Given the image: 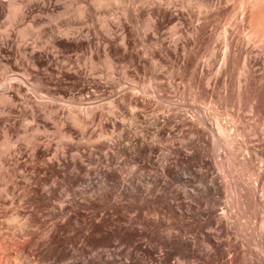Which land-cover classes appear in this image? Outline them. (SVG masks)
I'll use <instances>...</instances> for the list:
<instances>
[{
	"label": "rangeland",
	"instance_id": "rangeland-1",
	"mask_svg": "<svg viewBox=\"0 0 264 264\" xmlns=\"http://www.w3.org/2000/svg\"><path fill=\"white\" fill-rule=\"evenodd\" d=\"M234 3L235 0H0V97L6 95V98H0V149L3 148L6 145V141L9 140L11 146L10 149H8L9 151L7 150L5 152L3 158H5V160L10 159L11 162L15 159L19 160L18 163L20 164L21 172L23 170L24 173V170H26V174L29 173L31 176V173L34 172V174L36 173L38 176V180L36 174L34 175L35 180L30 177L32 179L30 181L28 180L30 179L28 177L29 175L26 177L27 179L25 177L21 178L23 175L19 172L18 183H16V181L12 182L11 180L9 182L8 180L7 182L6 180H1L0 185L4 193L0 195V219L4 220L2 215L6 211H14L19 208V210H27L30 208L36 210L39 208L38 214H41L40 217H42L43 220L45 218L43 224L44 222L47 224L49 221L47 225L44 224L46 228L49 226V223L56 221L55 219L58 220L62 218L63 222L67 221L66 225H71V228L69 229L67 225L65 229L59 232L60 236L67 239V241L70 236L72 237H70L72 241H69V244H67L68 242L65 243V246H68H64L65 248L63 247V249L67 250L68 247L69 249L71 247V249L73 248L72 250L79 252L76 253L73 251L78 259H76L78 262L75 264L81 262V264H93L94 262L96 264L94 259L97 258L98 255H103L105 251V254H114L113 257L116 261L113 263L117 264H127V262L130 264V261L131 264H137V262L138 264H148L147 261L151 262L150 260L155 262L153 259L157 258L156 255H159L158 253L163 255L162 257L160 255V258L167 259V261H169L170 258L171 261L169 262H176V264L186 262L184 260L188 257L190 258L186 260H189L187 262L191 261V264H194V262L195 264H202V262H199L200 260L203 261V264H234L232 261L235 262L237 255H240L241 259L236 261V264H264V203L261 202L264 200V178H262L263 181H261L262 179L258 176V171L264 168V104L262 105L261 114H257L250 108V105H252V103L254 104L255 101L252 102L250 100L251 104L248 101H244L240 104L241 107L235 100V72L229 75L224 72L225 63L223 58L226 51L224 43H226L228 37L230 42H232L233 48H236L238 45L241 50L239 54L240 57H238L236 61L234 59L233 63L226 64L228 68H231L233 71H236L238 68L237 65L240 67L243 60L247 59L253 73L256 76H264V59L259 54L257 60L256 56H254L257 54H255V48L247 44L246 39H244L248 28L247 25L241 23V26L240 23H238L241 21L240 18H242V15L240 10L235 13L232 12ZM223 35H226L225 40L223 39ZM251 50L253 53H251ZM224 78L228 81L226 90L228 97L225 96V88L221 83V80ZM262 83L264 85V79ZM35 91L38 92V95ZM41 91L44 94L51 92L61 97L62 100L65 98L64 102H66V107L65 105L63 106V104H65L64 102H62L63 104L61 103L62 105L51 103V107H55L53 108L56 113L54 114L52 112V116L54 117L55 115L57 120L64 119L63 117H65L67 111L72 107H74L76 113L79 112L78 114L80 116L84 115L83 119L86 123V128H84L85 125H83L84 127L80 126L82 129L76 127V125L73 126L70 121H65L66 123H64L62 127V129L65 128L64 130L66 132L68 131V134L72 135L70 136V138H73L71 142L64 141L63 144V141H60L61 143H58L57 134L55 135V133H53L55 130L54 121L46 117L48 107L49 109L51 108L49 106L50 104H47V108L39 104V95L43 94ZM136 97L139 100L145 101L146 104L138 105ZM72 99H74V103H72L74 106L70 107L71 103L69 104V102H73ZM113 101H116L118 107H120H115L114 113L111 114L109 112V106ZM75 106L78 108L77 110ZM87 107L88 109L90 108L91 112L94 110L89 116H85L83 113L86 111ZM81 108H83L82 110L84 111H82ZM56 109L58 110L56 111ZM163 115L171 118V121H168L167 127L169 129L174 128L172 130H174L175 134H180L179 136H181V134L183 135L184 132H186L184 129L187 128V126L186 128L185 126L182 128L181 120L191 118L198 125L205 129L207 128L208 136L210 135L207 137L208 139L206 138L207 140H194L197 142V146L199 145L201 147H197L199 153L203 152V154H206L209 152L207 154L210 155L208 158L214 160L217 164L216 171L219 176L221 175L222 179H220L223 181L225 189L223 188L222 191L214 189V185L209 182V180H206V182L203 181L202 183L194 179L195 183L191 181V185H189V182H187V184L184 182V180L186 181L190 176L193 179L194 166L196 169H200L199 167L202 169L203 167L205 168V166L207 168L208 164L205 163V159L207 160L208 158L203 154H199L193 161L194 165L191 168L193 169L191 172L190 169H187L186 165L184 166L185 169L181 166V164L184 165V163L181 162L182 160H178L177 158L178 162L176 158L172 159L173 157L171 158L170 155L165 156L167 153L166 147L170 144L168 136H166V140L165 138L157 139L152 134V131L154 132L153 127L149 126L148 123L147 125L144 121L153 116L161 117ZM236 115L242 117V123H238L237 126H247L250 133L241 137L243 141L237 143L240 147L236 146L237 153L233 156V149L230 150L231 147L228 148V145L223 141L213 139L211 135L217 120L220 121L219 119H222V121H225ZM216 117L219 118L217 119ZM160 119L163 118L161 117ZM116 123L118 128L121 126L120 129H122V132H124L125 127V133H123L126 137L125 139H131L136 133V135H138L135 137L142 134V136L140 135V137H138L141 141H143V138H146V140L149 141L147 142L151 145L155 143L153 144L155 149L152 151L153 154H155L153 155L151 152L149 156L144 155L146 156L145 158H143V155H139L140 157L136 156L139 158H131L119 153L117 150L118 145L112 135L113 131L115 134L121 132V130L119 131V129L115 127ZM122 125L124 126L123 128ZM35 126L40 127L41 130L44 129L45 134L43 131H41L42 133L40 132V134L38 133V144L36 143L32 146L26 142L25 135H30ZM144 126L147 127H145L146 129L150 127L149 129L151 132L145 130ZM126 128H130L131 130H127ZM234 129L233 127V130L231 129L230 132H234ZM103 130L104 133H106L105 135L108 136L109 133L112 137L105 140L106 136H103ZM115 130L118 132L116 133ZM180 131L181 133H179ZM99 132L101 134L103 133L102 136H100L101 134L99 135ZM130 133L131 135L134 133V136L132 135L130 137ZM194 137L196 138V136ZM84 138L86 140L88 139V142L85 141ZM143 142H145V140ZM57 145L61 149V153L58 151L60 149H57ZM55 151L57 152V155L55 154L57 157L53 155ZM160 151L163 156H161ZM62 152H65V158L62 156ZM74 152L80 153L73 154ZM50 155L51 159L49 160L48 157ZM150 155H153V157ZM156 155H158V157ZM200 155L201 157L203 155V157L200 158ZM72 156L76 157L75 160H73ZM155 156L157 158H155ZM229 156L234 160L232 161ZM147 157L151 158L148 159L149 163L147 162ZM164 157L171 158L170 160L167 159L169 163L171 160H174L170 164L173 168V172H169L171 175H169L168 172H166V174L163 173L164 175L161 171L159 172V163V167H157L158 165H155L156 167L153 166L154 161L160 162V158L162 161ZM197 159L199 160L196 163ZM51 160H56V163H51ZM156 162L155 164H157ZM174 162L177 163L173 164ZM178 163H180L179 166ZM174 166H178V169ZM180 166L181 172L179 171ZM208 167V169L204 170L211 169L210 166ZM28 169L32 170L29 171ZM33 169L35 171H33ZM173 174L177 175L174 176ZM178 175L180 177H178ZM24 176L26 175L24 174ZM39 176L42 177L43 180L46 178L48 182H45L46 179L44 182L43 180L40 181L41 178L39 179ZM176 176L178 178H176ZM26 180L27 182H31V184H33L34 180V185L38 181L37 183L39 185H36V187L38 186L37 188L39 191L43 193L47 189L44 190L46 186L48 188L51 187V189L56 186V193L54 195L56 198L51 197L52 201L50 202L48 199L44 200L41 198L38 204L41 203L38 205L39 207H37V201H32L33 203L28 201V199L30 200V198H32L33 193L27 188L35 186L29 185V182L27 184ZM50 181L54 182V184ZM49 182L51 184H47ZM59 182L62 183H60V186H62L59 187L60 189L62 188V192L60 189H57ZM57 183L58 185H56ZM25 184L28 186L26 187ZM52 184L53 186H49ZM100 186L103 187H101L102 190L99 188ZM51 189H47L45 193ZM100 190L102 192L98 194ZM128 191H130V194L133 192V196L130 195ZM207 192H210V194ZM221 192L222 194H220ZM30 194V197L27 196ZM161 195L164 197L163 199ZM13 197L14 200L12 199ZM157 197L158 201L156 200ZM19 198H21V201ZM41 200L45 202L48 201L46 203L49 204L47 205L43 202L42 205ZM69 201L70 203H68ZM165 201H170L175 204L171 203L174 205L171 207V204L168 203L170 205H167ZM213 201L216 203H213ZM71 202H73V204L77 202L76 204L80 211L78 215L79 218L78 216L77 218L73 216L70 218L71 214L68 209ZM176 202L182 203L178 204L180 208ZM65 203L66 205L69 204L66 206L67 210H65V207L64 210L60 208L65 206ZM115 203L116 205L118 203V205L114 206ZM176 205L178 206L177 208ZM181 205H185L184 210H182L183 206ZM194 205H196V207ZM23 206L25 209H23ZM185 207H188L186 211ZM211 208L212 211L210 212ZM181 210L182 213L188 212L186 214L189 215L185 214V217L184 214L179 215L181 214L179 213ZM192 210H194V212ZM54 211L58 217L53 214ZM57 211L59 215H57ZM60 211L63 212L60 214ZM176 212L178 214H174ZM198 212L199 214L203 212L204 214H202L206 216L202 214L200 216H203L205 219L209 216L208 219H204L205 222L208 220L207 224L201 220L203 218L199 215H195V213L198 214ZM207 213L209 214L208 216ZM216 213L226 214L228 216L230 225L229 230L232 234L229 233V231L226 233L228 238L230 236L229 239L234 235V240L232 238V242H236V248L234 244H230V248L228 247L229 250H225L227 246L225 248L222 246V251L220 248L217 249L218 254L213 255V257H207L208 254L206 251L208 252L209 247L205 245L202 239L200 242L195 241L197 238H202L205 229L207 231V229L211 227L208 231H218L219 233L217 234H222V239L229 240L225 238V229H222L223 231L219 228L217 229L219 223H217V225L215 224L214 227V223L218 221L214 218V222L212 216L218 217L219 214L215 215ZM62 214L63 216L61 217L60 215ZM190 214L195 218L189 217L191 216ZM64 215L69 217L70 221L69 219L66 220L67 218ZM101 215H104L102 219ZM86 216L88 219L84 220ZM198 216L201 219L197 218ZM63 217H65V220ZM82 217L85 218L83 219ZM75 218L79 220L76 221ZM62 219L60 220L62 221ZM148 219H150L149 222H147ZM151 219L156 220L152 221ZM87 220L88 222L86 224L85 221ZM103 220L106 221L104 225L107 224V228L109 229H105L106 226H103L102 231H104L96 234V238L98 237L99 241L89 240L87 237L91 234L89 232L91 231L89 222H102ZM107 220L109 221L108 223ZM129 220L132 222L134 221V223H130ZM197 220L204 223H199ZM209 220L211 222H209ZM79 221L81 222L78 223ZM156 221L157 223L155 224ZM187 221L188 223H183ZM82 222L84 224L83 226L81 225ZM158 222L164 227L162 225L158 226ZM208 222L213 223V225H209ZM117 223L119 225L121 223V227L117 225ZM173 223H175V225ZM180 223H183L182 225L185 224V227L187 225L190 227L187 226V229L182 227V229V225H179ZM109 224L112 226L114 224L116 228H112ZM130 224H134L135 232L132 230L133 226ZM152 224L156 226L154 227ZM205 224L208 225V227H206ZM2 225H0V227H6L5 224L2 223ZM151 225L154 228H151ZM170 225L173 229L169 228L170 230H167L168 232L170 231V233L172 232L171 230H173V234L171 233L175 237H172L173 239L166 237V234H168L166 227ZM173 225L175 227H173ZM88 226H90L89 229ZM118 226L121 230L117 228ZM178 227L180 229H178ZM143 228H146V230L149 229L147 230L149 236H147L148 234ZM40 229L44 230V227L43 229L39 227V232H41ZM112 229L117 232L115 233L116 236H114L113 231L111 232ZM124 229H126V231ZM119 230L121 232L123 230V235H121L122 233H120ZM175 230L176 232L181 231L175 236ZM118 231L124 239L121 238ZM129 231H131V233L134 232V234L132 235ZM141 231L145 232L142 233ZM150 231L152 233H150ZM87 232H89V235ZM181 232L182 236L180 235ZM130 234L132 239L129 238ZM140 234L142 236L138 238L137 236ZM41 235L40 237L43 238L45 234ZM84 236L86 237L85 239L83 238ZM110 236L111 238L114 237V241ZM177 236L180 239L198 243L194 244V246L192 244L189 247L190 249L193 248L191 249L192 251L195 250L193 252H191V250L189 251L190 254L193 255L192 259L191 256L183 257L181 254H178L176 248ZM104 239L105 241L107 240L106 242L109 245H104L106 242L103 244ZM134 239L135 241H133ZM169 239L172 241L171 243ZM88 240L89 244L86 243ZM136 240L139 243L136 242ZM127 241L133 242L134 245L133 243H131L132 245L127 243ZM99 242L103 246H100ZM175 242L176 244H174ZM232 242L230 241V243ZM144 243L148 244H146L147 247ZM98 244L100 247H98ZM83 246L85 248H83ZM171 246L177 251L175 252ZM76 247H79L78 250ZM137 247H141V249ZM150 247H153L152 250L155 249L157 253H153L154 250L149 253ZM197 247L199 248L197 249ZM81 248L85 250V252ZM109 248L113 251L111 252ZM202 248L203 252L200 253ZM81 250L84 254H82ZM141 250H143V252ZM95 251L97 253L99 252L98 255ZM100 251L103 253H100ZM129 251L130 254L132 253L131 255L129 254L131 258L126 254V252L129 253ZM144 251L147 252L146 254H152L155 258L151 257L149 254L146 256ZM219 252H223L221 253L222 255ZM85 253L88 255L90 253V255L84 256ZM91 253H93L95 257L91 256ZM121 253H124L125 256H129L124 257L123 255V260H129H125L121 263L123 261L120 255ZM166 253L167 255L165 257L164 254ZM216 255H219L218 257L221 256L218 258L219 260ZM56 256L57 255H53L52 258L49 257L50 259L48 258L44 263L41 262L40 264H65L68 262V258L64 263V259L66 258L59 255L57 259ZM200 256L201 258L199 259ZM203 256L204 258H202ZM84 257H86V259H84ZM80 258L81 260L84 259L87 261H79ZM98 258L100 259V257ZM206 258L209 260H206ZM69 261V263H71L73 259L69 258ZM141 261L142 263H140ZM99 264H101V262Z\"/></svg>",
	"mask_w": 264,
	"mask_h": 264
},
{
	"label": "bare ground",
	"instance_id": "bare-ground-1",
	"mask_svg": "<svg viewBox=\"0 0 264 264\" xmlns=\"http://www.w3.org/2000/svg\"><path fill=\"white\" fill-rule=\"evenodd\" d=\"M240 10V12H241V15H242V18H240L241 19V21L240 22H238V23H240V25H241V23L243 24V25H247V28H248V30H246L247 32L245 33V38L244 39H246V41H247V44H250L251 45V47H254L255 48V54L256 55H254V56H256V58H257V60H258V56H259V54H260V56H262L263 57V59H264V0H235V3H234V8H233V10H232V12H238ZM233 13V14H234ZM238 15H240V14H238ZM233 16H235V15H233ZM235 18V17H234ZM238 20H236V21H238ZM234 21V20H233ZM237 23V24H238ZM236 24V23H235ZM236 26V25H235ZM242 26V25H241ZM244 27V26H243ZM239 30V29H238ZM244 30V29H243ZM226 31V30H225ZM243 33V32H242ZM225 34V33H224ZM244 34V33H243ZM220 36V35H219ZM224 36V35H223ZM222 36V37H223ZM226 36V35H225ZM225 36L223 37V39L225 40L226 38H225ZM240 36V35H239ZM241 37V36H240ZM242 38V37H241ZM227 39L229 40V38L227 37ZM243 39V40H244ZM226 41V43H224L225 44V46H226V51H225V56H224V58H223V61H224V63H225V65H224V72H225V74H230V73H233V72H235V78H236V80H235V87H234V89H235V92H234V98H235V100L238 102V104L240 105V104H242L244 101H248L249 103H250V100L253 102V101H255V103L253 104L252 103V105H250V108L252 109V111H255L257 114H261V112H262V105L264 104V85H263V79H264V76H256L254 73H253V71L251 70V68L249 67V64H248V60L247 59H244L243 60V62H242V64L240 65V67H239V65H237L238 66V68H237V70L236 71H233L231 68H228V66L226 65V64H228V63H233L234 62V59H235V61H236V59L238 58V57H240V52H241V50H240V48L238 47V45L236 46V48H233V46H232V42H230V40L229 41ZM242 40V41H243ZM231 41H232V39H231ZM234 41V40H233ZM245 41V40H244ZM243 41V42H244ZM243 42H242V44H243ZM246 43V42H245ZM244 46V45H243ZM254 50V49H253ZM251 53H253V51L251 50ZM261 57V58H262ZM238 64H239V62H238ZM235 66V65H234ZM234 68V67H233ZM222 82V84H223V87L225 88V96L226 97H228L227 96V93H226V90H227V86H228V81H227V79L226 78H224L223 80H221ZM38 91V90H37ZM36 92V91H35ZM42 92V91H41ZM38 92H36V94H37ZM43 93V92H42ZM233 93V92H232ZM40 94V93H39ZM38 95V94H37ZM39 97H40V102H39V104L41 105V106H44V107H46L47 106V104L49 103L50 105V107H51V103H58V104H60V105H62L63 103L62 102H64V100H65V98H64V100H62V98L61 97H59V96H57V95H55V94H53V93H51V92H47L46 94H41V95H39ZM133 97V96H132ZM232 97V96H231ZM1 99H4V98H6V95H2L1 97H0ZM137 98V97H136ZM223 99V98H222ZM68 100V99H67ZM66 100V101H67ZM73 100V102H69V104L71 103V106L70 107H72V106H74V105H72V103H74V99H72ZM118 101V100H117ZM136 101H137V103H138V105L139 104H146L145 103V101H143V100H139L138 98L136 99ZM247 102V103H248ZM62 103V104H61ZM65 104H63V106L65 105V107H66V102H64ZM76 103H77V101H76ZM118 103H119V101H118ZM118 103L116 102V101H113V102H111V105L109 106L110 107V109H109V112L112 114V113H114V111H115V109L116 108H119L118 107ZM57 104V105H58ZM120 104V103H119ZM251 104V103H250ZM56 105V106H57ZM67 105H68V103H67ZM79 105V104H78ZM121 105V104H120ZM137 105V106H138ZM249 105V104H248ZM82 106V105H81ZM241 106V105H240ZM239 106V107H240ZM54 107V106H53ZM53 107H51L50 109H49V107H48V110H47V113H46V117H48L49 119H51V121H54V127H55V130H54V132L53 133H55V135L57 134V137H58V140L57 141H59L58 143H61L62 141H63V144H64V141H70L71 142V140L73 139L72 137L70 138V136H72V135H70V134H68L64 129H62V127L64 126V123H66L65 121H70L71 123H72V125L73 126H75L76 125V127H80V126H82V127H84L83 125H85L86 123H85V121H84V119H83V116H80L78 113H76L75 111H74V107H72L73 108V110H72V108H70L69 109V105H68V111H67V113L65 114V117H63L62 115V117L64 118V119H62V120H57L56 118H55V115H54V117L52 116V112L54 113V114H56L55 113V107L53 108ZM76 107V106H75ZM79 107H80V105H79ZM89 107V106H88ZM88 107H87V109H88ZM116 107V108H115ZM242 107V106H241ZM47 108V107H46ZM94 108V107H93ZM62 109V108H61ZM67 109V108H66ZM76 110L78 109L77 107L75 108ZM83 108H81V110H82ZM86 109V111H84V110H82V111H84L83 113L85 114V116H89V115H91L90 113H92L94 110H92V112L90 111V108L87 110ZM58 109H56V111H57ZM80 110V111H81ZM79 111V110H78ZM82 111H81V114H82ZM264 112V111H263ZM95 113V112H94ZM116 113V112H115ZM219 115V114H218ZM234 115V114H233ZM152 116V115H151ZM157 116V115H156ZM156 116H153V117H151V118H149V119H146V120H144L145 122H146V124L148 123L149 124V126H151V127H153V130H154V132L152 131V134H153V136H155L157 139L158 138H165V140H166V136H168V141L170 140V144L166 147V150H167V153L166 154H168V155H166L165 154V152H164V154H165V156H169L170 155V157L172 158V159H175L176 158V160H177V158H178V160H182L181 162H183L184 163V165H182L181 164V166H183V168H184V166L186 165V167H187V169H190V171L191 170H193V174H194V177H193V179H192V177L190 176L189 178H187V180L185 181L184 180V182H186V184H187V182H189L188 184L189 185H191V181L193 182L194 181V179H196V180H199V181H201L202 183H203V181L204 182H206V180L208 181L209 180V182H211L214 186V189H217V190H223V188H224V184H223V181L221 180L222 178H221V175L219 176V174H218V172L216 171V163L214 162V160H212V159H210V158H208V156H210V155H207L208 153H206V154H203V152L202 153H199V150H198V148L197 147H199V148H201L199 145L197 146V140L198 139H200V140H203V141H205V140H207L208 138L207 137H209L208 136V132H207V128L205 129L204 127H202V126H200V125H198L193 119H191V118H189V119H185V120H181L182 122H181V125H182V128H183V126H185V128H186V126H187V128L186 129H184L186 132H184V134L182 135L181 134V136H179L180 134H175V132H174V130H172V129H174V128H172V129H169L168 127H167V125H168V121L170 122L171 121V118H168V116H166V115H163V116H161L163 119H160L161 117H156ZM217 116V115H216ZM61 117V118H62ZM147 117V116H146ZM232 117V116H231ZM86 118V117H85ZM217 118V117H216ZM215 118V119H216ZM219 118V117H218ZM217 118V119H218ZM229 118H230V116H229ZM227 119V118H226ZM92 120H93V118H92ZM220 121H218L217 120V122H216V124H215V126H214V129H213V133H212V137H213V139H216V140H221V141H223L226 145H228V148H230V150L231 149H233V151H232V155L233 156H235V154L237 153V148H236V146H238V147H240L239 145H237V143L238 142H240V141H243L242 140V138L241 137H243V136H245V135H248L249 133H250V130H249V128L247 127V126H240V127H238L237 126V124L238 123H242V117L240 116V115H236V116H234V117H232V118H230V119H228V120H225V121H222V119H219ZM35 121V120H34ZM173 121V120H172ZM29 123H30V121H29ZM118 123V122H117ZM117 123H116V126L115 127H117ZM179 123V122H178ZM131 124V123H130ZM145 124V125H146ZM147 124V125H148ZM171 124V123H170ZM180 125V124H179ZM90 126V125H89ZM118 126H119V124H118ZM177 126H178V124H177ZM249 126V125H248ZM124 126L122 125V128H123ZM146 126H144V129L145 130H149L148 132H151L150 131V127H148V129H146L145 128ZM179 127V126H178ZM232 127V128H231ZM233 127L235 128L234 129V132H230V130L232 129L233 130ZM45 128V127H44ZM47 128V127H46ZM81 128V127H80ZM84 128H86V125H85V127ZM120 128H121V126H120ZM120 128H118L117 127V129H119V131L121 130V132H122V129H120ZM77 129V128H76ZM79 129V128H78ZM82 129V128H81ZM116 129V128H115ZM127 129V128H126ZM128 129H130V128H128ZM127 129V130H128ZM131 130V129H130ZM152 130V129H151ZM180 130V129H179ZM41 131H43V133L45 132L44 131V129L43 130H41V128L40 127H38V126H35L34 128H33V131L30 133V135H25L26 136V140H25V138H24V140L26 141V142H28V144L29 145H32V146H34L36 143H37V141H38V137H37V135H38V133L40 134V132ZM70 131V130H69ZM208 131H212V130H208ZM49 132V131H48ZM51 132V133H52ZM83 132V131H82ZM85 132V131H84ZM103 133H104V130L102 131ZM115 132L117 133L118 131H116L115 130ZM121 132H118L117 134H115L114 133V131H113V133H112V135H113V138H114V140H115V142L117 143V145H118V151H119V153H121V154H124V155H127L128 157H136V156H141V155H148L149 156V154L153 151V149H155L154 148V146H153V144H155V143H153L152 145L150 144V143H148L149 141L148 140H146V138H143L142 140L144 141L145 140V142H147V143H145V142H143V141H141L140 140V138H138V137H140V135L142 136V134H140L138 137H135V136H137L136 135V133L134 132V131H132V132H134L135 133V136H134V133L132 134L134 137H131L132 135H131V133H130V137H131V139H129V140H127V139H125L126 137L123 135V133H125V127H124V132H122V134H121ZM42 133V132H41ZM47 133V132H46ZM52 133V134H53ZM102 133V134H103ZM108 133V132H107ZM120 133V134H119ZM176 133H178V132H176ZM179 133H181V131L179 132ZM45 134V133H44ZM101 133L99 132V135H100ZM102 134L100 135V136H102ZM106 133H104L103 134V136H106L105 137V140H108V138L109 137H112V135L110 136V134L108 133V136L107 135H105ZM128 134V133H127ZM126 134V136L128 137V135ZM145 134V133H144ZM115 135V136H114ZM147 135V134H146ZM99 136V137H100ZM194 136H196V138L194 137ZM50 137V136H49ZM56 137V138H57ZM149 137V136H148ZM147 137V138H148ZM82 138V137H81ZM107 138V139H106ZM207 138V139H206ZM248 138V137H247ZM246 138V139H247ZM102 139V138H101ZM104 139V138H103ZM196 141H195V140ZM84 140L85 141H87L85 138H84ZM84 140H82V141H84ZM96 140V139H95ZM100 140V139H99ZM111 140H112V138H111ZM126 140V141H125ZM156 140V139H155ZM61 141V142H60ZM73 141H75V140H73ZM73 141H72V143H73ZM84 141V142H85ZM127 141H128V143H127ZM153 141V140H152ZM152 141H150V142H152ZM195 141V142H194ZM88 142V141H87ZM90 142V141H89ZM158 142V141H157ZM11 142H9V140L8 141H6V145L3 147V148H1L0 149V183H1V180H6V182H7V180H8V182L11 180L12 182L13 181H16V183H18V177H19V172H20V174L22 173V175L23 176H21V178L22 177H27L28 175H29V173H27L26 174V170H24V173H23V170H22V172L20 171L21 170V168H20V164L18 163V161L19 160H14L13 162H11V160L9 159V160H5V158H3L4 157V154H5V152L8 150V149H10V146H11V144H10ZM75 143V142H74ZM80 143V142H79ZM112 143V142H111ZM203 143V142H202ZM38 144V143H37ZM115 144V143H114ZM196 144V145H195ZM60 145V144H59ZM222 145V144H221ZM243 145V144H242ZM58 146V145H57ZM202 146V145H201ZM117 147V146H116ZM12 148V147H11ZM56 148V147H55ZM204 148V147H203ZM57 149H60L59 148V146L57 147ZM63 149H65V148H63ZM101 149V148H100ZM165 149V148H164ZM205 149V148H204ZM204 149H200V150H204ZM157 150V149H156ZM9 151V150H8ZM59 152L61 151V149L60 150H58ZM67 151V150H66ZM159 151V150H158ZM205 151H207V150H205ZM243 151V150H242ZM56 152V151H55ZM54 152V156H56L57 155V152L55 153ZM156 152V151H155ZM201 152V151H200ZM61 153V152H60ZM59 153V154H60ZM65 152H62V156H63V158H65L64 157V154ZM78 153H80V152H74L73 154H78ZM157 153V152H156ZM34 154V153H33ZM56 154V155H55ZM72 154V155H73ZM152 154H153V152H152ZM155 154V153H154ZM153 154V155H154ZM160 154H161V151H160ZM199 154H203V155H205L208 159L206 160L205 159V163L206 164H208V166H210L211 167V169L210 170H204V169H208L209 167L207 166V168H206V166H205V168L203 167L202 169H201V167H199L200 169H196V168H194L193 167V161H194V159H196L198 156H199ZM153 155H150V156H152L153 157ZM203 155H202V157H203ZM35 156V155H34ZM66 156V155H65ZM75 156H77V155H75ZM75 156H72L73 157V160H75ZM139 156V157H140ZM146 156H144L143 158H145ZM157 157H158V155H156ZM155 156V158H157ZM161 156H163V154H161ZM160 156V157H161ZM51 155L48 157V159L50 160L51 158ZM57 157V156H56ZM60 157V156H59ZM71 157V158H72ZM78 157V156H77ZM83 157V156H82ZM81 157V158H82ZM139 157H136V158H139ZM201 157V155H200V158H202ZM205 157V158H206ZM230 157V156H229ZM17 158V157H16ZM52 158H53V156H52ZM62 158V159H63ZM143 158H140V159H143ZM150 157H147L146 159H147V162H148V159H149ZM170 158V159H171ZM199 158V159H200ZM212 158V157H211ZM231 158V157H230ZM229 158V159H230ZM235 158H237V157H235ZM12 159V158H11ZM151 159V158H150ZM167 159H169L168 157H164L163 159H162V161H161V158H160V160H159V158H158V160L160 161V162H156V161H154V163H153V166H157L158 165V163H159V165H160V170H159V172L161 171V173L163 174V173H165L166 174V172H173V168L171 167L172 165H170L173 161L171 160V162L169 163V160L167 161ZM199 159H197V161H196V163L198 162V160ZM232 159V158H231ZM231 159H230V161H231ZM60 160V159H59ZM132 160V159H131ZM153 160V159H152ZM177 160V161H178ZM202 160V159H201ZM203 160H204V158H203ZM234 159H232V161H233ZM15 161H17V162H15ZM25 161V160H24ZM56 161V160H55ZM55 161H52L51 160V163L52 162H55ZM139 161V160H138ZM49 162V161H48ZM60 162V161H59ZM146 162V163H147ZM155 162L157 163V164H155ZM179 162V161H178ZM202 162V161H201ZM56 163V162H55ZM149 163V162H148ZM150 163H152V162H150ZM177 163V162H176ZM175 162L173 163V164H176ZM204 163V164H205ZM230 163V162H229ZM26 164V163H25ZM179 164L180 163H178V166H179ZM199 164H201V163H199ZM30 165V164H29ZM32 165V164H31ZM33 165H34V163H33ZM32 165V166H33ZM148 165V164H147ZM150 165V164H149ZM152 165V164H151ZM159 165L157 166V167H159ZM196 165V164H195ZM155 166V167H156ZM178 166H174V167H177V169H178ZM181 166H180V172H181ZM201 166V165H200ZM203 166V165H202ZM35 167H36V165H35ZM193 167V169H191ZM198 167V166H197ZM33 168H34V166H33ZM37 168V167H36ZM116 168V167H115ZM154 168V167H153ZM157 169V168H156ZM159 169V168H158ZM185 169V168H184ZM183 169V170H184ZM196 169V170H195ZM29 170V169H28ZM30 170H32V169H30ZM29 170V171H30ZM175 170V169H174ZM33 171H35L34 169H33ZM158 171V170H157ZM176 171V170H175ZM179 171H178V173H179ZM210 171V172H209ZM37 172H39V171H37ZM184 172V171H183ZM192 172V171H191ZM217 172V173H216ZM31 173V172H30ZM177 173V172H176ZM187 173V172H186ZM189 173V172H188ZM24 174L26 175V176H24ZM32 175L30 176H28L29 178L31 177V178H33L34 180H35V177H34V175L36 174H34V172L33 173H31ZM191 174V173H190ZM39 175V174H38ZM43 175V174H42ZM164 175V174H163ZM169 175H171L170 173H169ZM174 176L175 175H177V174H173ZM185 175V174H184ZM192 175V174H191ZM36 176H37V174H36ZM139 176V175H138ZM258 176H259V178L260 179H262V178H264V168L263 169H261V170H259L258 171ZM151 177V176H150ZM149 177V178H150ZM178 177H180L179 175H178ZM177 176H176V178H178ZM182 177V176H181ZM184 177V176H183ZM182 177V178H183ZM188 177V176H187ZM20 178V179H21ZM28 179V180H32V179ZM41 178V179H40ZM185 178V177H184ZM221 178V179H220ZM27 179V178H26ZM39 179H40V181L41 180H43L42 179V177H40L39 176ZM46 179V178H45ZM44 179V180H45ZM259 179V180H260ZM34 180H33V184H31V182H29V185L31 184V186H35V187H32V188H27V189H29V191H31V193H33L32 194V198H30V200L28 199V201L30 202H32V201H37L36 203H37V207H39L38 205L41 203H39L38 204V201L42 198V199H44V200H47L48 199V201L50 202V201H52V198L51 197H54V198H56L54 195H55V193H56V186H54L55 188H53L52 187V189H51V187L50 188H48L47 186L44 188V190L47 188V189H51V190H48V192H46L45 193V191L47 190H45L44 191V193L43 192H40L39 191V189L36 187V185H39L37 182V184L35 183V185H34ZM37 180H38V176H37ZM44 180H43V182H44ZM50 180V179H49ZM261 181H263V179L261 180ZM3 182V181H2ZM11 182V183H12ZM22 182H24V181H22ZM26 182H27V180H26ZM28 182H27V184H28ZM45 182H48L47 181V179H46V181ZM51 182V181H50ZM47 183V184H51V183H53L54 184V182H51V183ZM58 182V181H57ZM182 182H183V179H182ZM197 182V181H196ZM40 183V182H39ZM60 183L61 182H59V186H58V188L57 189H60L59 187H61L60 186ZM194 183H195V181H194ZM12 184H14V183H12ZM46 184V183H45ZM46 184V185H47ZM53 184L52 185H49V186H53ZM62 184V183H61ZM193 184V183H192ZM17 185V184H16ZM26 185V184H25ZM44 185V184H43ZM56 185H58V183L56 184ZM205 185V184H204ZM28 185H26V187H27ZM41 186H42V183H41ZM45 186V185H44ZM64 186V185H63ZM134 186V185H133ZM187 186V185H186ZM14 187H15V185H14ZM30 187V186H29ZM102 186H100L99 188L102 190V188H101ZM194 187H195V185H194ZM211 187H212V185H211ZM129 188V187H128ZM132 188H134V187H132ZM13 189H15V188H13ZM26 189V188H25ZM26 189V190H27ZM62 189V188H61ZM60 189V190H61ZM98 189V188H97ZM96 189V190H97ZM127 189V188H126ZM131 189V188H130ZM136 189H137V186H136ZM135 189V190H136ZM225 189V188H224ZM17 190V189H16ZM99 190V189H98ZM98 191V194H100L102 191ZM200 190H203V189H200ZM207 190V189H206ZM205 190V191H206ZM216 190V191H217ZM6 191V190H5ZM14 191V190H13ZM59 191V190H58ZM58 191H57V193H58ZM61 192H62V190H61ZM95 192V191H94ZM97 192V191H96ZM100 192V193H99ZM204 192V191H203ZM215 192V191H214ZM217 192H219V191H217ZM4 193V190L1 188V185H0V195L1 194H3ZM8 193H9V190H8ZM29 193V192H28ZM60 193V192H59ZM128 193L130 194V191H128ZM127 193V194H128ZM132 194H133V192H131ZM208 194H210V192H207ZM19 194V193H18ZM128 194V195H129ZM132 194H130V195H132ZM182 194V193H181ZM206 194V193H205ZM220 194H222V192L220 193ZM11 195V194H10ZM17 195V194H16ZM24 195V194H23ZM63 195V194H62ZM203 195V194H202ZM214 195V194H213ZM218 195H219V193H218ZM17 196H19V195H17ZM27 196H31V194L30 195H27ZM94 196V195H93ZM133 196V195H132ZM222 196V195H221ZM263 196H264V194H263ZM2 197V196H1ZM9 197V196H8ZM11 197V196H10ZM28 197V198H29ZM61 197V196H60ZM91 197V196H90ZM161 197H162V195H161ZM166 197V196H165ZM208 197V196H207ZM57 198H58V196H57ZM62 198V197H61ZM160 198V197H159ZM164 197H162V199H163ZM167 198V197H166ZM5 199V198H4ZM3 199V200H4ZM13 200H14V197L12 198ZM12 199H10L11 201H13ZM17 199V198H16ZM20 199V201H21V198H19ZM31 199H33V200H31ZM49 199H51V200H49ZM158 199V197L156 198V200ZM161 199V198H160ZM211 199V198H210ZM214 199H215V197H214ZM6 200V199H5ZM61 200V199H60ZM120 200V199H119ZM166 200V199H165ZM217 200H218V198H217ZM216 200V201H217ZM7 201H8V199H7ZM19 201V202H20ZM42 201V200H41ZM48 201H46V202H48ZM57 201V200H56ZM72 201V200H71ZM154 201H155V199H154ZM158 201V200H157ZM164 201V200H163ZM163 201H162V203H163ZM215 201V200H214ZM213 201V203H216V202H214ZM16 202V201H15ZM43 202H45V201H42V205H43ZM45 202V204H47ZM64 202V201H63ZM67 202V201H66ZM80 202H82V201H80ZM166 202V201H165ZM185 202V201H184ZM262 203H264V200L263 201H261ZM5 203V202H4ZM33 203V202H32ZM68 203H70V201L68 202ZM67 203V204H68ZM77 202H75L74 204H73V202H71V204H70V206H69V209H68V211H70V218H72L71 216H73V217H76L77 218V216L80 214V211H79V207H77V204H76ZM167 203V205H170L171 203H173V202H166ZM168 203H170V204H168ZM186 203V202H185ZM188 203V202H187ZM191 203V202H190ZM17 204V203H16ZM20 204V203H19ZM44 204V205H45ZM49 204V203H48ZM47 204V205H48ZM81 204V203H80ZM173 204H175V203H173ZM173 204H171V207H172V205ZM176 204L178 205V204H182L181 202H179V203H177L176 202ZM192 204V203H191ZM5 205V204H4ZM12 205V204H11ZM18 205V204H17ZM16 205V206H17ZM21 205V204H20ZM34 205V204H33ZM41 205V206H42ZM63 205H64V203H63ZM69 205V204H68ZM68 205H66V203H65V206H63V207H60L61 209L63 208V210H64V207H65V210H67V208H66V206H68ZM78 205H79V203H78ZM117 205H118V203H117ZM116 205V203H115V205L114 206H117ZM121 205V204H120ZM156 205V204H155ZM176 205V208L179 206V208H180V205H178L177 206ZM190 205V204H189ZM80 206V205H79ZM174 206V205H173ZM181 206H183V205H181ZM185 206V205H184ZM184 206H183V208H182V210H184ZM187 206V205H186ZM191 206V205H190ZM195 207H196V205H194ZM263 206V205H262ZM13 207V206H12ZM11 207V208H12ZM22 207V206H21ZM24 207V206H23ZM169 207V206H168ZM189 207V206H188ZM187 207V208H188ZM194 207V208H195ZM198 207V206H197ZM7 208V207H6ZM15 208V207H14ZM48 208V207H47ZM59 208V209H60ZM114 208V207H113ZM119 208H120V206H119ZM186 208V207H185ZM187 208L185 209V211L187 210ZM20 209V208H19ZM19 209H15L14 211L13 210H11V211H6L2 216L4 217V220H1L0 219V225H2V223L3 224H5L6 225V227H0V264H40L41 262L42 263H44L45 262V260H47L49 257H51L52 258V256L53 255H57L56 256V258L58 259V256L60 255V256H62V257H64V258H66V259H64L65 261H64V263L67 261V258H68V262H66L65 264H67V263H69L70 261H69V258L70 259H73V262H71V263H69V264H75V263H77L78 261V259L76 258V254L73 252V251H75L76 253L78 252V251H76V250H72L71 249V247H70V249L72 250H70L69 249V247L67 248V250H65V249H63V247L65 246V243H67V244H69V241H72V240H70V237H69V240L67 241V239H64V238H62L61 236H60V231H62L63 229H65L66 228V226L68 225H66V222L67 221H64L63 222V219L62 218H60V219H62V221L60 220V219H55L56 221H54L51 217V219L54 221L52 224L51 223H49V226L46 228L45 226L48 224V222H47V224H46V222H44V224H46V225H44L43 224V221L45 220V218H44V220H43V218L42 217H40L41 216V214L39 215L38 213H39V211H38V209H34V210H32L31 208L30 209H27V210H19ZM23 209H25V207L23 208ZM60 209V210H61ZM80 209H82V208H80ZM117 209H118V207H117ZM172 209V208H171ZM174 209V208H173ZM189 209H191V208H189ZM210 209V208H209ZM120 210V209H119ZM175 210H180V209H175ZM174 210V211H175ZM182 210H181V212L179 211V213H181V214H179V215H182V214H184V217H185V214L186 213H188V212H186V213H182ZM207 210V209H206ZM56 211V210H55ZM54 211V213L53 214H55L56 212ZM59 211V210H58ZM58 211H57V215H59V213H58ZM67 211V212H68ZM82 211V210H81ZM189 211V210H188ZM193 212H194V210H192ZM203 211V210H202ZM212 211V208H211V210H210V212ZM217 211V210H216ZM61 212H63V211H60V214H61ZM190 212V211H189ZM107 213V212H106ZM106 213H103V214H106ZM115 213H117V212H115ZM203 212H201V214H202ZM1 214V213H0ZM52 214V215H53ZM174 214H178L177 212L176 213H174ZM193 214V213H192ZM201 214H199V212H198V214H196L195 213V215L197 216V215H201ZM204 214V213H203ZM202 214V215H203ZM211 214V213H210ZM219 214V215H218ZM216 213L215 215H218V217L217 216H212V218H213V220H214V218H216L215 220L216 221H218V222H215V220H214V227H215V224L217 225V223H219V226L217 225V229L219 228L220 230H224V234H226V236H225V238H228V236H227V233L226 232H228L229 231V233H231L230 232V230H229V227H230V225H229V219H228V216L226 215V214H220V213ZM69 215V214H68ZM186 215H189V214H186ZM191 215V214H190ZM194 215V214H193ZM193 215H191V216H189V217H191V218H195ZM209 214L207 213V216H208ZM212 215V214H211ZM55 216H56V214H55ZM61 217L63 216V214L62 215H60ZM65 216V215H64ZM104 217V215H101V219ZM193 216V217H192ZM199 216L197 217V218H199ZM203 216H206V215H203ZM203 216L201 217V218H203ZM56 217H58V216H56ZM67 219L66 220H68L69 219V217H67V216H65ZM65 217H63L64 218V220H65ZM90 217V216H89ZM97 217V216H96ZM108 217V216H107ZM106 217V218H107ZM178 217V216H177ZM209 217V216H208ZM208 217L206 218V219H208ZM75 218V219H76ZM78 218H79V216H78ZM83 218V217H82ZM85 218V217H84ZM83 218V219H84ZM94 218V217H93ZM98 218H99V216H98ZM98 218H96V219H98ZM109 218V217H108ZM132 218V217H131ZM130 218V219H131ZM180 218V217H179ZM181 218H183V217H181ZM201 218H199V219H201ZM218 218V219H217ZM42 219V220H41ZM50 219V220H51ZM86 219H88L87 218V216H86V218L84 219V220H86ZM198 219V220H199ZM204 219L205 218H203V219H201V220H203L204 221ZM205 219V220H206ZM73 220V219H72ZM79 220V219H78ZM77 219H76V221H78ZM91 220H92V217H91ZM93 220H95V219H93ZM120 220V219H119ZM134 220V219H133ZM147 220V219H146ZM146 220H145V222H146ZM149 220L150 219H148V221L147 222H149ZM152 221L154 220V219H151ZM156 220V219H155ZM154 220V221H155ZM185 220V219H184ZM183 220V221H184ZM197 220V221H198ZM211 220V219H210ZM209 220V222H211ZM69 221H70V219H69ZM90 221V220H89ZM96 221V220H95ZM99 221V220H98ZM125 221V220H124ZM158 221V220H157ZM157 221L155 222V224L157 223ZM181 221V220H180ZM208 221V220H207ZM207 221L205 222L206 224H207ZM81 221H79L78 223H80ZM84 222V221H83ZM83 222L81 223V225L83 226L84 224H83ZM86 222V224H87V222H88V220L87 221H85ZM84 222V223H85ZM109 221L107 220V223H108ZM129 222L131 223L132 221H130L129 220ZM136 222V221H135ZM142 222V221H141ZM144 222V223H145ZM151 222V221H150ZM160 222H161V220H160ZM165 222V221H164ZM199 222V221H198ZM197 222V223H198ZM200 222H202V221H200ZM199 222V223H200ZM204 222H202V223H204ZM208 222V223H209ZM70 223V222H69ZM77 223V222H76ZM106 223V221L105 220H103L102 222H94V221H92V222H89V224H90V226H91V231H89L91 234L89 235V232H87L88 233V235L89 236H87L88 237V239L89 240H91V241H99V239H98V237L96 238V234H99V233H101V231H102V229H103V226H106V228L105 229H109V228H107V224L106 225H104ZM122 223V222H121ZM120 223V225H122ZM125 223H127V222H125ZM132 223H134V221L132 222ZM137 223V222H136ZM159 223V222H158ZM162 223V222H161ZM161 223H159V225L158 226H160V225H162ZM183 223H188V221L187 222H183ZM183 223H180L179 225H182ZM198 223V224H199ZM43 224V225H42ZM51 224V225H50ZM88 224V225H89ZM115 224V223H114ZM113 224V226L112 225H110L112 228L114 227V228H116L115 227V225ZM129 224V223H128ZM166 224V223H165ZM167 224H170V223H167ZM174 225H175V223H173ZM184 224V225H185ZM197 224V225H198ZM205 224V226L206 227H208V225H206ZM210 224H212L213 225V223H209V225ZM4 225V226H5ZM42 225V226H41ZM117 225H119L118 223H117ZM116 225V226H117ZM119 225V226H120ZM127 225V224H126ZM131 225V224H130ZM134 224H132L131 226H133ZM154 227L156 226V225H154V224H152ZM152 225H151V228H154V227H152ZM173 225V227H175ZM184 225H182L181 226V228L183 227L184 229H187L186 227L188 226H184ZM201 225V224H200ZM203 225V224H202ZM211 225V226H212ZM3 226V225H2ZM69 226V225H68ZM71 226V225H70ZM69 226V229L71 228ZM87 226V225H86ZM90 226H88V229L90 228ZM119 226L117 227V228H119ZM125 226V225H124ZM129 226V225H128ZM146 226V225H145ZM163 226V225H162ZM41 228L42 227V229H43V227H44V230H41L40 229V231L41 232H39V230H38V228ZM121 227V226H120ZM126 227V226H125ZM164 227V226H163ZM168 227V228H167ZM166 227V230L167 229H169V228H171L172 226L170 225V226H167ZM180 227V226H179ZM178 227V229H180ZM188 227H190V226H188ZM46 228V229H45ZM128 228V227H127ZM135 227L133 226V228H132V230L134 231L135 229H134ZM138 228V227H137ZM182 228V229H183ZM197 228H198V230H199V227L197 226ZM201 228V227H200ZM203 228V227H202ZM211 228V227H210ZM210 228H208V229H210ZM213 228V227H212ZM264 228V227H263ZM85 229V228H84ZM86 229H87V227H86ZM88 229H87V231H88ZM120 229V228H119ZM129 229H130V227H129ZM141 229V228H140ZM156 229V228H155ZM171 229H173V228H171ZM208 229H207V231H206V229H205V232H203L204 234H203V236H202V238H200V239H195V241H197V242H200L201 241V239H202V241H204L205 242V245H207V247H209V249H208V252L206 251V253L208 254V256L207 257H213V255H215V254H218V252H217V249H219L220 248V250L222 251V249L223 248H225L226 246H227V248H225V250L226 249H228V247L230 248V244H234V246H235V248H236V245H235V243L236 242H232L233 240H234V238H233V236L231 237V239H229L230 238V236H229V240H227V239H222L221 238V235L219 236L217 233H219L218 231H213V230H211V231H208ZM72 230V229H71ZM74 230V229H73ZM83 230V229H82ZM115 230H118V229H115ZM121 230V229H120ZM119 230V231H120ZM125 231H126V229H124ZM131 230V229H130ZM137 230V229H136ZM143 230H146V228L144 229L143 228ZM147 230H149V229H147ZM147 230H146V233H147ZM170 230V229H169ZM202 230V229H201ZM222 230V231H223ZM104 231V230H103ZM102 231V232H103ZM113 231V233H114V236H116V234L115 233H117V232H115L113 229L111 230V232ZM119 231H118V234H119ZM128 231V230H127ZM139 231V230H138ZM153 231V230H152ZM172 232H173V230H171ZM181 231V230H180ZM179 231V232H180ZM185 231V230H184ZM203 231V230H202ZM232 231V230H231ZM72 232V231H71ZM85 232V231H84ZM110 232V233H111ZM135 232V231H134ZM134 232L133 233H131V231H129V233H131L132 235L134 234ZM142 232V231H141ZM140 232V233H141ZM145 232V231H144ZM144 232H142V233H144ZM149 232V231H148ZM167 232H168V230H167ZM171 232V233H172ZM179 232H176V230H175V236L177 235V233H179ZM199 232H200V230H199ZM221 232V231H220ZM45 234L44 236H43V238L42 237H40V235L41 234ZM74 233V232H73ZM86 233V232H85ZM105 233V232H104ZM120 233H122L121 235H123V230H122V232L120 231ZM128 233V234H129ZM146 233H145V235H146ZM150 233H152L151 231H150ZM170 233V231L168 232V234H166V237L168 238H170V239H173L172 237H174V235H172ZM184 233V232H183ZM202 233V232H201ZM222 233V232H221ZM107 234V233H106ZM127 234V233H126ZM126 234H124L125 236H127ZM131 234H130V237L129 238H131ZM148 234V233H147ZM172 236H171V235ZM232 234V233H231ZM82 235V234H81ZM87 235V234H86ZM85 235V236H86ZM120 235V234H119ZM120 235V236H121ZM137 235V234H136ZM144 235V234H143ZM179 235V234H178ZM181 236H182V232H181V234H180ZM229 235V234H228ZM42 236V235H41ZM83 237L84 239L86 238V237ZM98 236V235H97ZM101 236V235H100ZM113 236V235H112ZM124 236V237H125ZM140 236H142L141 234L139 235V236H137L138 238L140 237ZM147 236H149V234L147 235ZM153 236V235H152ZM183 236H186V235H183ZM224 236H222V237H224ZM45 237V238H44ZM63 237H66V236H63ZM105 237V236H104ZM178 237V236H177ZM199 237H200V235H199ZM67 238V237H66ZM72 238V237H71ZM103 238V237H102ZM110 238H111V236H110ZM114 238V237H113ZM113 238H111L112 240H113ZM121 238L122 239H124L122 236H121ZM133 238H134V236H133ZM136 238V237H135ZM175 238V237H174ZM182 238V237H181ZM186 238V237H185ZM221 238V239H220ZM232 238H233V240H232ZM76 239V238H75ZM75 239H74V241H75ZM128 239V238H127ZM132 239V238H131ZM137 239V238H136ZM169 239V240H170ZM188 239H189V237H188ZM89 240H88V242H86V243H88L89 244ZM111 240V241H112ZM164 240V239H163ZM86 241V240H85ZM107 241V240H106ZM105 241V239H104V241H103V244H104V242H106ZM114 241V240H113ZM130 241V240H129ZM129 241H127V243H129V244H131V243H133V242H129ZM133 241H135V239L133 240ZM192 241V240H191ZM193 241H194V239H193ZM230 241L232 242V243H230ZM77 242V241H76ZM109 242H110V240H109ZM136 242H138L137 240H136ZM135 242V243H136ZM172 241L170 240V243H171ZM176 242H177V245H176V248H177V250H178V254H181L183 257H186V256H191V259H192V254H190V250L191 249H193V248H189L192 244H193V246H194V244H196L197 242H190V241H188V240H186V239H180L179 237L178 238H176ZM176 242L174 243V244H176ZM86 243H85V245H86ZM139 243V242H138ZM137 243V244H138ZM66 244V245H67ZM91 244H92V242H91ZM93 244H94V242H93ZM99 244H100V246H103V245H101V243L99 242ZM99 244H98V247H100L99 246ZM112 244V243H111ZM147 244V243H146ZM146 244L144 243V245L146 246ZM173 244V243H172ZM171 244V245H172ZM173 244V245H174ZM198 244V243H197ZM202 244H204V243H202ZM201 244V245H202ZM239 244V243H238ZM75 245V244H74ZM84 245V246H85ZM95 245V244H94ZM104 245H109V244H107V242L104 244ZM132 245V244H131ZM133 245H134V243H133ZM142 245V244H141ZM148 245V244H147ZM263 245H264V239H263ZM68 246V245H67ZM67 246H65V247H67ZM83 246V248H85ZM96 246V245H95ZM135 246H137V245H135ZM150 246V245H149ZM148 246V247H149ZM195 246H198V245H195ZM222 246H224L223 248H221ZM232 246V245H231ZM64 247V248H65ZM112 247V246H111ZM116 247V246H115ZM143 247V246H142ZM147 247V246H146ZM146 247H144V248H146ZM155 247V246H154ZM172 247V246H171ZM175 247V246H174ZM200 247V246H199ZM199 247H197V249L199 248ZM77 248V250H78V248L79 247H76ZM104 248V247H103ZM108 248V247H107ZM106 248V249H107ZM134 248H136V247H134ZM138 249H141V247L139 248V247H137ZM152 248L153 247H150L149 248V253H151V251L153 252V250H154V252L153 253H155L156 251H155V249H153L152 250ZM173 248V247H172ZM233 248V247H232ZM231 248V249H232ZM235 248H234V251H235ZM82 249V248H81ZM110 249V248H109ZM113 249V248H112ZM124 249V248H123ZM143 249V248H142ZM148 249V248H147ZM201 249V248H200ZM230 249V250H231ZM80 250V249H79ZM83 250V249H82ZM81 250V252H82V254H84L83 253V251L85 252V250H83L82 251ZM103 250V249H102ZM105 250V249H104ZM111 250V249H110ZM117 250V249H116ZM143 250H145V249H143ZM143 250H141L142 252H143ZM173 250L176 252L177 250H175L174 248H173ZM217 252H215V251ZM219 250V251H220ZM229 250V249H228ZM238 250V249H237ZM236 250V251H237ZM108 251V250H107ZM113 250H111V252H112ZM120 251V250H119ZM123 251V250H122ZM126 251H128V250H126ZM135 251V250H134ZM134 251H132V252H134ZM145 251H148V250H145ZM144 251V252H145ZM193 251H195V250H193ZM192 250H191V252H193ZM197 251V250H196ZM204 251V252H205ZM210 251V252H209ZM81 252H80V254H81ZM87 252H88V249H87ZM96 252V251H95ZM117 252V251H116ZM167 252V251H166ZM203 252V248H202V251L200 250V253H202ZM224 252V251H223ZM223 252H221V253H223ZM79 253V252H78ZM97 253V252H96ZM99 253V252H98ZM98 253H97V255H98ZM100 253H103L102 251H100ZM106 253V251L103 253V255H96L97 256V258L98 257H100V259L98 258H95L94 259V257H95V255H93V253H91V256H94L93 257V259H94V261H96V264L100 261L101 262V264H112L113 262H115L116 261V259H114V257H113V253H108V254H105ZM118 253H120V252H118ZM125 253V252H124ZM124 253H121L120 255L122 256L121 258H122V260H123V258L124 257H129L131 254H130V251H129V253L128 252H126V254H130L129 256L128 255H124ZM147 252H145V254H146ZM148 253V254H149ZM157 253V252H156ZM171 253V252H170ZM196 253V252H195ZM200 253H198V254H200ZM220 253V252H219ZM220 253V254H221ZM239 253H240V251H239ZM80 254H78V255H80ZM134 254V253H133ZM144 254V253H143ZM142 254V255H143ZM148 254H146V256L148 255ZM159 255H156V257L157 258H155V256H153L152 254H149V255H151V257H154L155 259H153L155 262H152V260H150L151 262H149V261H147L148 262V264L149 263H152V264H176V262H169V261H171L170 260V258H169V261H167V259L165 260V259H162V258H160V255H161V253H158ZM172 254V253H171ZM190 254V255H189ZM219 254V255H220ZM234 254H235V252H234ZM238 254V253H237ZM88 254H86L85 253V255L84 256H87ZM89 255H90V253H89ZM88 255V256H89ZM123 255H124V257H123ZM141 255V256H142ZM155 255V254H154ZM166 255H167V253L166 254H164V256L166 257ZM176 255V254H175ZM180 255V256H181ZM201 255V254H200ZM204 255H205V253H204ZM218 255V256H219ZM222 255V254H221ZM138 256V255H137ZM136 256V257H137ZM145 256V255H144ZM163 255H161V257H162ZM169 256H171V255H169ZM206 256V255H205ZM217 256V255H216ZM217 256V259L218 258H220V257H218ZM224 256V255H223ZM243 256V255H242ZM79 257V256H78ZM82 257H83V255H82ZM81 257V258H82ZM116 257V256H115ZM119 257V256H118ZM134 257V256H133ZM132 257V258H133ZM148 257H150V256H148ZM150 257V258H151ZM159 257V258H158ZM197 257V256H196ZM215 257V256H214ZM235 257V256H234ZM81 258L79 259V261H87V260H84V259H86V257H84V259H82L81 260ZM88 258V257H87ZM121 258H120V260H121ZM129 258H131V256L129 257ZM145 258V257H144ZM164 258V257H163ZM190 257H188V258H185V260H184V258H183V260L184 261H186V262H183L182 264H185V263H190V262H187V261H189V260H186V259H189ZM201 258V256L199 257V259ZM202 258H204V256L202 257ZM245 258V257H244ZM50 259V258H49ZM77 259V260H76ZM92 259V258H91ZM92 259V260H93ZM134 259V258H133ZM137 259V258H136ZM143 259V258H142ZM147 259V258H146ZM212 259V258H211ZM210 259V260H211ZM241 258H240V255H237L236 256V258H235V262L236 261H239ZM60 260V259H59ZM61 260L63 261V259L61 258ZM60 260V261H61ZM88 260H89V258H88ZM99 260V261H98ZM125 260H129V259H125ZM125 260H123L121 263H123ZM132 260V259H131ZM139 260V259H138ZM141 260V259H140ZM206 260H209V259H207L206 258ZM205 260V261H206ZM215 260H216V258H215ZM219 260V259H218ZM234 260V259H233ZM98 261V262H97ZM142 261H144V260H142ZM142 261L140 262V263H142ZM195 261V260H194ZM193 261V262H194ZM196 261H197V259H196ZM204 261V262H205ZM90 262L92 263V261L90 260ZM99 262V263H100ZM127 262V261H126ZM136 262V261H135ZM192 262V263H193ZM199 262H202V264H203V261L202 260H200ZM212 262H216V261H212ZM234 264H236L234 261H232ZM82 263V262H81ZM81 263H79V264H81ZM85 263H87V262H85ZM98 263V264H99ZM129 262H127V264H128ZM134 263V262H133ZM144 263V262H143ZM146 263V262H145ZM197 263V262H196ZM238 263V262H237ZM63 264V263H62ZM84 264V263H83ZM89 264V263H88ZM93 264H95V262L93 263ZM113 264H117V263H113ZM120 264V263H119ZM125 264V263H124ZM130 264H131V261H130ZM134 264H136V263H134ZM137 264H138V262H137ZM191 264V263H190ZM194 264H195V262H194ZM198 264V263H197ZM201 264V263H200Z\"/></svg>",
	"mask_w": 264,
	"mask_h": 264
}]
</instances>
